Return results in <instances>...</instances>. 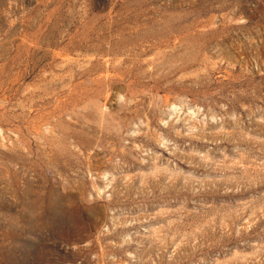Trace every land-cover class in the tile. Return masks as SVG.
Here are the masks:
<instances>
[{
  "label": "rangeland",
  "instance_id": "rangeland-1",
  "mask_svg": "<svg viewBox=\"0 0 264 264\" xmlns=\"http://www.w3.org/2000/svg\"><path fill=\"white\" fill-rule=\"evenodd\" d=\"M0 264H264V0H0Z\"/></svg>",
  "mask_w": 264,
  "mask_h": 264
}]
</instances>
